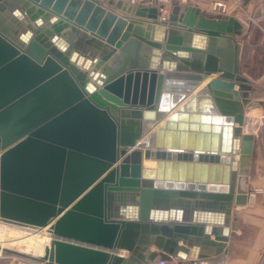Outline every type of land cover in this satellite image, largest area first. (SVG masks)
<instances>
[{
	"label": "water",
	"instance_id": "95a60500",
	"mask_svg": "<svg viewBox=\"0 0 264 264\" xmlns=\"http://www.w3.org/2000/svg\"><path fill=\"white\" fill-rule=\"evenodd\" d=\"M131 7L126 18L98 0H0V222L50 237L40 257L0 256H226L255 153L242 131L253 95L239 66L244 28L192 5L167 17ZM159 132L195 141L161 147Z\"/></svg>",
	"mask_w": 264,
	"mask_h": 264
},
{
	"label": "crops",
	"instance_id": "0c3cea01",
	"mask_svg": "<svg viewBox=\"0 0 264 264\" xmlns=\"http://www.w3.org/2000/svg\"><path fill=\"white\" fill-rule=\"evenodd\" d=\"M106 9L114 12L121 17H132L129 5L124 0H98ZM215 0H190V5L200 9L203 15L214 17L212 12V3ZM227 3V16L241 21L238 13L235 12L236 4L233 0H225ZM260 11L263 16L264 0H261ZM155 4L150 1H141L137 5ZM135 5V6H137ZM173 7V6H172ZM171 7V9H172ZM255 0H243L242 12L248 17L257 9ZM149 8V6H148ZM146 7L144 10H148ZM226 16V17H227ZM242 23V22H240ZM163 43V42H162ZM240 61V54H239ZM205 85V84H203ZM202 85V86H203ZM201 86V87H202ZM200 89V88H199ZM253 126H254V121ZM253 128V127H252ZM255 153L248 167L249 187L251 192L248 195V202L245 206L233 208V219L231 223V233L227 243L226 264H264V192L262 194L254 193V189L264 187V136L260 135L255 139ZM153 251V248L149 249ZM156 259L154 262H157ZM169 264H184V262H168ZM189 262L185 263L188 264ZM0 264H11L6 261H0Z\"/></svg>",
	"mask_w": 264,
	"mask_h": 264
},
{
	"label": "rangeland",
	"instance_id": "374dc122",
	"mask_svg": "<svg viewBox=\"0 0 264 264\" xmlns=\"http://www.w3.org/2000/svg\"><path fill=\"white\" fill-rule=\"evenodd\" d=\"M242 3L243 0L235 7L237 8L235 12H239L240 22H242L241 24L244 28L243 35L237 38L240 54L239 66L242 75L249 81L250 91L253 93L248 106L244 108V115L247 122L245 129L247 133L254 135L255 126L258 125V120L264 110V17L259 7L260 3L262 4L261 0H255V5L258 7L250 14V17L242 12ZM161 16L163 17V14ZM224 16H227V12ZM214 17L217 16L215 15ZM252 121H254V126L253 128H249L248 124ZM152 131L151 129L144 138L148 137ZM260 135H264L263 126L260 127ZM254 138L256 139L258 136L254 135ZM11 226L0 227V240L6 243L4 247L35 256L31 252L25 251L26 247L21 240L30 236V233H38V231L30 228L25 229L16 225ZM48 242H50V239H47ZM0 261H6L11 264H43L27 257L5 253H2V256H0Z\"/></svg>",
	"mask_w": 264,
	"mask_h": 264
},
{
	"label": "bare ground",
	"instance_id": "6f19581e",
	"mask_svg": "<svg viewBox=\"0 0 264 264\" xmlns=\"http://www.w3.org/2000/svg\"><path fill=\"white\" fill-rule=\"evenodd\" d=\"M246 123L247 122H246V119L244 117V123H243L242 131L246 135H252V134L247 133V131L245 129ZM248 126H249V128H252L253 127V122H249ZM252 136H254V135H252ZM197 139H198V144H203V142H205V145L207 146L208 143H210V139L208 137L204 138L203 136H201V137H198ZM193 141H195V137L194 136H191V137L185 136L184 137V136H180V135H177V134L173 135L171 133L164 134V133L159 132L157 134V136H154V143L156 142V144L158 146H161V147H164V146L170 147L172 144L179 145V143L182 146H184L186 144L193 143ZM148 142H149V140L146 141L145 143L147 144ZM144 149H145L144 147H142V146L140 147V150L144 151ZM235 158H237L236 155H235ZM142 164L146 168H153V169H155L156 166H157L156 161H153V160H143ZM173 170H174L173 174L176 175L177 174V170L175 168ZM181 173L182 174H186V168H184V169L182 168ZM1 226H3V227H7V226L12 227L11 225H8V224L0 222V227ZM22 228L28 229L30 227H22ZM30 229L36 230V231H38V233H36V232L35 233L33 232V234L30 233V236H28L24 240H21V242L26 247L25 251H29V252L33 253L35 255V257L36 256L40 257V256H42L44 254V248L49 244V242L47 243V239H50L49 234L46 231V229H34V228H30ZM4 245H6V243H4L3 240H0V247H4Z\"/></svg>",
	"mask_w": 264,
	"mask_h": 264
},
{
	"label": "built area",
	"instance_id": "2783aa9c",
	"mask_svg": "<svg viewBox=\"0 0 264 264\" xmlns=\"http://www.w3.org/2000/svg\"><path fill=\"white\" fill-rule=\"evenodd\" d=\"M129 5L135 6L141 1L145 0H124ZM150 1L151 3L155 4L156 7L159 8V11L161 14H163V17H167L168 13L170 12V9L174 5H190V0H146ZM236 4H239L241 0H233ZM212 12L218 17L224 16V14L227 12V3L225 0H215L212 3ZM263 17H264V7H263ZM258 125L255 127L254 135L260 136V127H264V110L262 111V114L258 120ZM264 136V135H262ZM264 192V188H258L255 190V193L262 194ZM151 264H169L168 262L164 260H158L157 262L151 263ZM188 264H226V257L221 256L219 258H203V259H194L190 261Z\"/></svg>",
	"mask_w": 264,
	"mask_h": 264
}]
</instances>
